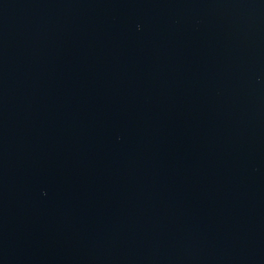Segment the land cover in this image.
Wrapping results in <instances>:
<instances>
[{"label": "water", "instance_id": "water-1", "mask_svg": "<svg viewBox=\"0 0 264 264\" xmlns=\"http://www.w3.org/2000/svg\"><path fill=\"white\" fill-rule=\"evenodd\" d=\"M0 264H264V0H0Z\"/></svg>", "mask_w": 264, "mask_h": 264}]
</instances>
